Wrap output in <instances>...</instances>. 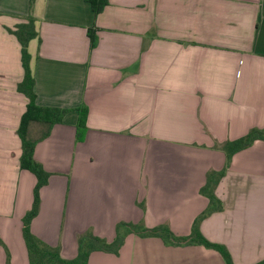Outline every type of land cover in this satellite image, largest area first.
Instances as JSON below:
<instances>
[{"label":"crops","instance_id":"crops-1","mask_svg":"<svg viewBox=\"0 0 264 264\" xmlns=\"http://www.w3.org/2000/svg\"><path fill=\"white\" fill-rule=\"evenodd\" d=\"M0 0V264H30L23 219L37 177L21 168L19 134L29 99L22 47L9 32L35 19L29 44L36 105L69 110L50 135L33 122L35 160L50 173L33 233L64 259L92 230L112 242L119 223L167 225L179 237L209 206L211 171L227 168L217 145L264 128V0ZM89 30L98 39L91 48ZM89 110L84 141L79 108ZM201 224L234 264L264 260V141L237 153ZM88 264H226L203 246H167L131 234L120 254Z\"/></svg>","mask_w":264,"mask_h":264},{"label":"trees","instance_id":"trees-1","mask_svg":"<svg viewBox=\"0 0 264 264\" xmlns=\"http://www.w3.org/2000/svg\"><path fill=\"white\" fill-rule=\"evenodd\" d=\"M34 2L35 0H31V7H33ZM87 2L91 4L95 16L100 15L109 4L108 0H87ZM35 23V19L30 17L27 23L18 25L15 30L9 29V32L17 37L22 47V63L25 70V78L23 82L19 84L18 90L29 99L28 109L22 118L19 129V134L23 143L21 168L32 172L37 177L33 207L23 219V236L28 250L30 264H88L91 255L96 252L118 256L125 244L126 238L131 234H135L141 238H160L167 246H203L218 252L223 257L226 264H234L232 255L226 246L213 243L203 235L201 224L214 213L224 210L222 201L216 195V189L221 180L226 176L233 157L237 153L250 148L257 141H264V128L252 129L247 135L240 139L217 145L227 156V168L220 172L211 171L207 175V182L200 192L201 195L209 200V206L194 221L189 236H176L167 225L149 229L143 223L122 222L117 225L116 238L112 242L96 236L92 230L79 235L78 255L73 260H67L63 258L61 250L58 247L48 245L33 233L32 223L38 216L41 207L40 192L41 189L48 184L51 175L35 160L37 142L29 139V126L33 122L46 124L48 130L43 136V139H45L50 135L53 126L62 123L64 116L69 113V110L40 108L36 105L35 79L31 69V54L29 52L30 42L39 37ZM89 35L91 38V48L94 49L97 46L98 39L92 30H89ZM78 111L80 117L77 125V139L81 142L84 141L86 137L89 110L86 106H83L79 108ZM0 244H3L1 239ZM8 264H10L9 256ZM257 264H264V260Z\"/></svg>","mask_w":264,"mask_h":264},{"label":"rangeland","instance_id":"rangeland-1","mask_svg":"<svg viewBox=\"0 0 264 264\" xmlns=\"http://www.w3.org/2000/svg\"><path fill=\"white\" fill-rule=\"evenodd\" d=\"M149 229H152V228H149Z\"/></svg>","mask_w":264,"mask_h":264}]
</instances>
